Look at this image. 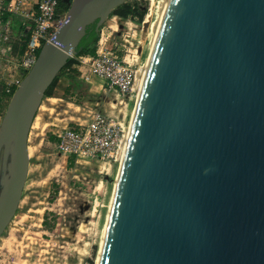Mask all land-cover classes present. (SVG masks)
<instances>
[{"label": "water", "instance_id": "95a60500", "mask_svg": "<svg viewBox=\"0 0 264 264\" xmlns=\"http://www.w3.org/2000/svg\"><path fill=\"white\" fill-rule=\"evenodd\" d=\"M125 0H70L0 119V236L45 90ZM97 264H264V0H167Z\"/></svg>", "mask_w": 264, "mask_h": 264}, {"label": "rangeland", "instance_id": "374dc122", "mask_svg": "<svg viewBox=\"0 0 264 264\" xmlns=\"http://www.w3.org/2000/svg\"><path fill=\"white\" fill-rule=\"evenodd\" d=\"M125 3L145 10L143 17L122 18L112 14L105 28L111 30L109 36L116 42L122 41V34L129 27V32L135 31L142 45L139 67L148 54L154 4L151 0H125ZM144 18V29L140 31ZM58 78L60 82L53 95L43 97L28 134L27 177L16 212L0 236V264H88V260L95 263L118 161L104 165L76 161L69 166L66 156L56 148L55 134L74 124V120L83 121L89 109L110 112L125 126L136 96L133 91L131 99L119 103L108 92L95 106L92 101L83 103L79 93L65 95L64 76ZM6 104L2 103L1 117ZM4 173L0 157V179Z\"/></svg>", "mask_w": 264, "mask_h": 264}, {"label": "built area", "instance_id": "2783aa9c", "mask_svg": "<svg viewBox=\"0 0 264 264\" xmlns=\"http://www.w3.org/2000/svg\"><path fill=\"white\" fill-rule=\"evenodd\" d=\"M62 2L68 8L70 0H0L2 103L8 102L23 75L35 62L41 46L54 37L64 21L67 9L63 8ZM144 23L145 18L140 31L144 29ZM129 28L122 34V41L116 42L110 38L111 30L103 23L94 55L76 57L77 63L62 70V75H68L77 64L86 65L88 73L79 75L83 82H87L90 75L98 76L104 82L105 91L114 94L115 99L121 102L131 99L142 45L135 37V31L129 32ZM87 114L88 119L83 124L74 123L56 132V148L78 162L109 164L115 160L124 125L110 112L89 109Z\"/></svg>", "mask_w": 264, "mask_h": 264}, {"label": "trees", "instance_id": "16d2710c", "mask_svg": "<svg viewBox=\"0 0 264 264\" xmlns=\"http://www.w3.org/2000/svg\"><path fill=\"white\" fill-rule=\"evenodd\" d=\"M61 5L63 6L64 9H67V5L64 2H62ZM144 12L145 10H139L136 5H132V4L124 2L123 4L118 6L116 9H114L110 15L115 14L122 18L132 16V17L141 19L144 15ZM98 37H99V31L97 32L94 30L93 24L88 25L85 30V35L81 38V40L79 41L78 45L75 48V54L73 56H70L67 59L63 68L55 76L50 86L45 90L44 96L53 95V89L55 88L57 82L59 81L58 76L62 74V70H64L65 68L69 67L72 64L77 63L76 57L83 56V55H94L95 45L98 40ZM64 80L66 82V86L63 91L65 95H72L73 93L77 94L83 87L82 86L83 81L80 79L78 72L75 69L71 70V72L68 75L64 76ZM1 95H2V87L0 85V110L3 107L2 102H1ZM66 158H67V162L69 166H71L72 163L76 162L73 156H67ZM43 223L46 225L45 217H44ZM88 264H91V260H88Z\"/></svg>", "mask_w": 264, "mask_h": 264}, {"label": "bare ground", "instance_id": "6f19581e", "mask_svg": "<svg viewBox=\"0 0 264 264\" xmlns=\"http://www.w3.org/2000/svg\"><path fill=\"white\" fill-rule=\"evenodd\" d=\"M153 1H155V3ZM151 2L154 4L155 20L152 22V27H151V31H150V41L148 43L149 44L148 54L146 56L145 62L142 63L139 67H137L136 71H135V77H134V81H133L132 90L135 92V96L136 97L138 96V93L140 91V87H141V83H142L143 76H144V73H145V69H146V66H147V62H148V58H149V55H150V51H151V48H152V45H153V42H154V38H155L157 29H158V25H159V22H160V19H161V16H162V12H163V9L165 7V4H166L167 0H151ZM109 27L113 28L111 26H109ZM51 99H53V98H51ZM133 111H134V109L132 107V112H131V115H130V119H129L128 123L123 128L122 136H121V139L119 141L117 150L115 152V160L118 161V167H119V163L121 162L122 156H123V153H124V149H125V145H126L129 129H130V122H131V118H132V115H133ZM34 124H35V119H34L32 125H31V128L34 126ZM27 149H28V146H27ZM116 174H117V171H116ZM116 174H115V178H114L113 188H114L115 183H116ZM113 188H112V191H113ZM111 199H112V193H111V196H110V201H109V204H108V209H107V214H106L105 225H104L103 230H102L100 245H99V249L97 251V256L95 258V261H94L95 263L94 264L98 263L100 248H101V244H102V240H103V234H104V230H105V226H106L108 210L110 208Z\"/></svg>", "mask_w": 264, "mask_h": 264}, {"label": "crops", "instance_id": "0c3cea01", "mask_svg": "<svg viewBox=\"0 0 264 264\" xmlns=\"http://www.w3.org/2000/svg\"><path fill=\"white\" fill-rule=\"evenodd\" d=\"M75 70L78 72V75H80V76L88 73V67L86 65H83V64H77ZM64 85H66V83ZM64 88H65V86H64ZM104 93L106 94L107 92L104 89L103 80L98 76L90 75L89 80L87 82H83V87L79 91V96L81 98H83V103H90L92 101L95 104V106H97L100 104L102 96ZM51 98H53V97H51ZM116 102L120 103V101H118V100ZM0 119H1V117H0ZM87 119H88V114H87L86 118L83 119V121L74 120L75 122H73V123L83 124ZM28 150H29V148H28Z\"/></svg>", "mask_w": 264, "mask_h": 264}]
</instances>
